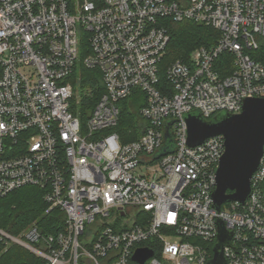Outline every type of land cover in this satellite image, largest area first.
<instances>
[{"label": "built area", "instance_id": "1", "mask_svg": "<svg viewBox=\"0 0 264 264\" xmlns=\"http://www.w3.org/2000/svg\"><path fill=\"white\" fill-rule=\"evenodd\" d=\"M169 21L220 37L165 64ZM82 53L104 86L90 113L71 81ZM136 90L146 126L124 142L119 103ZM254 98L264 99V0H0V197L36 187L46 214L65 215L55 234L0 227V258L18 246L42 264H140L136 251L149 249L144 264H209L222 223L225 264H264V152L246 203L218 211L225 140L190 146L185 120L237 115ZM170 121L174 150L156 159Z\"/></svg>", "mask_w": 264, "mask_h": 264}, {"label": "trees", "instance_id": "2", "mask_svg": "<svg viewBox=\"0 0 264 264\" xmlns=\"http://www.w3.org/2000/svg\"><path fill=\"white\" fill-rule=\"evenodd\" d=\"M171 41L165 64L175 60L189 61L193 50L198 47L210 48L218 42V31L193 22H168L166 25ZM86 53L81 54L80 61L72 76V83L79 92L84 113H90L104 92L101 72L88 69L83 64ZM146 104V96L140 90L119 103L121 114L116 131L124 142L137 140L143 133L146 121L140 110ZM215 117V116H214ZM212 117V118H214ZM211 118V119H212ZM210 119V120H211ZM264 191V183L262 184ZM230 193V192H229ZM47 204L43 191L36 187H25L5 197H0V227L11 233L24 230L34 222L44 227V232L55 234L64 228L65 215L61 211L46 214ZM137 224H143L141 221ZM28 250L13 246L0 258V264H42Z\"/></svg>", "mask_w": 264, "mask_h": 264}, {"label": "water", "instance_id": "3", "mask_svg": "<svg viewBox=\"0 0 264 264\" xmlns=\"http://www.w3.org/2000/svg\"><path fill=\"white\" fill-rule=\"evenodd\" d=\"M185 120L190 146L200 145L216 136H223L225 140V152L216 174L217 188L212 194L215 208L219 211L223 204L236 201L245 204L252 193L251 178L264 152V99L245 100L243 111L237 115L218 114L207 121L200 113L193 112ZM172 123L166 124L165 146L156 159L174 150L173 137L169 132ZM218 240L209 264H225L223 248L230 244L231 234L225 231L222 223ZM152 256L153 251L138 249L133 259L144 264Z\"/></svg>", "mask_w": 264, "mask_h": 264}, {"label": "rangeland", "instance_id": "4", "mask_svg": "<svg viewBox=\"0 0 264 264\" xmlns=\"http://www.w3.org/2000/svg\"><path fill=\"white\" fill-rule=\"evenodd\" d=\"M221 115H225V112H222V113H220ZM141 173H143L144 175H146V177L148 178V179H154V178H156V175H155V173L154 172H152V171H148V170H146V168H142V170L140 171ZM228 205H227V203H225V205H224V210H228Z\"/></svg>", "mask_w": 264, "mask_h": 264}]
</instances>
